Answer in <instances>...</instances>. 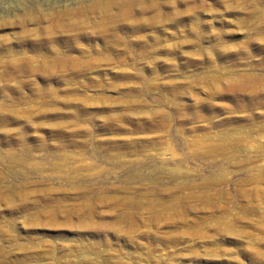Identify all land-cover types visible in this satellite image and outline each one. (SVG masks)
Listing matches in <instances>:
<instances>
[{
  "label": "rangeland",
  "instance_id": "374dc122",
  "mask_svg": "<svg viewBox=\"0 0 264 264\" xmlns=\"http://www.w3.org/2000/svg\"><path fill=\"white\" fill-rule=\"evenodd\" d=\"M78 1L0 0V264H264V0H149L55 51L7 23Z\"/></svg>",
  "mask_w": 264,
  "mask_h": 264
},
{
  "label": "bare ground",
  "instance_id": "6f19581e",
  "mask_svg": "<svg viewBox=\"0 0 264 264\" xmlns=\"http://www.w3.org/2000/svg\"><path fill=\"white\" fill-rule=\"evenodd\" d=\"M78 1V0H77ZM146 3H149V0H93L90 4L83 2L82 0H79L75 6H68V5H62L61 8H56V9H51L50 11H48V13H43L41 12L39 9L40 4L39 3H34L32 5V8H28V10H30L29 14H27L26 16H23L22 18L19 19H14L11 22H7L10 23L11 26L14 25H18L20 26L19 31L21 30V32H18L20 34H22L23 32L26 33V36H30V33H35V35L31 34L32 37L36 36L39 37V39H37V44L34 42L33 48H46L48 46L45 47V44L48 43V41H60L57 43L64 42H71V41H77V39H81L82 37L86 36L87 37V31H86V35H85V29L88 28V24L92 27L95 26V24H98L100 27H102L103 25V30H105L106 35H104L105 39H114V37H119V35L117 36V34L114 32L115 29L119 30L121 28H129L131 30H137V28L140 29V24L138 22L135 21V24H118L119 21L126 19L128 17H130L134 11H136V8H138L139 10L141 9V11H145L148 6H145ZM155 8V5H152ZM45 12V11H44ZM154 18V17H153ZM159 19V18H157ZM154 20V19H153ZM152 20V21H153ZM141 22V20H138ZM156 21V20H155ZM5 23V22H4ZM6 24V23H5ZM112 24V25H110ZM143 23L141 22V25ZM3 25V22H0V26ZM28 25H32L34 26L33 28H28L27 30H25V26ZM97 25V26H98ZM100 27H98L99 32H103ZM19 28V27H18ZM138 29V30H139ZM87 30V29H86ZM95 30V29H94ZM124 30V29H121ZM131 30L130 33L132 32ZM142 30V29H141ZM113 31V32H112ZM125 31V30H124ZM121 32L122 33L124 32ZM127 31V32H129ZM140 31V30H139ZM137 31V32H139ZM27 32H30L29 34H27ZM120 32V31H119ZM136 32V31H135ZM23 33V34H24ZM99 34V33H98ZM102 34V33H101ZM100 34V38L102 37ZM125 34V33H124ZM129 34V33H128ZM132 34V33H131ZM17 35V34H15ZM127 35V34H126ZM28 36V37H29ZM125 36V35H122ZM32 37L30 39H32ZM35 37V38H36ZM85 37V38H86ZM89 37V36H88ZM92 37V36H90ZM95 37V36H94ZM122 38V37H120ZM140 38V37H137ZM142 38V37H141ZM22 39V38H21ZM34 39V38H33ZM91 39V38H90ZM94 39V38H92ZM102 39V38H101ZM104 39V38H103ZM102 39V40H103ZM124 39V38H123ZM28 41L31 42V40L27 39ZM36 40V39H35ZM108 40V41H109ZM122 40V39H121ZM141 40V39H140ZM105 42V40H103ZM156 41V40H155ZM23 44H25L22 41ZM27 42V41H26ZM72 42V43H73ZM74 42V44H76ZM78 42V41H77ZM113 42V40H112ZM135 42V41H133ZM136 42H138L136 40ZM135 42V43H136ZM142 42V41H141ZM50 43V42H49ZM106 43V42H105ZM108 43V42H107ZM30 44V43H29ZM33 44V43H32ZM31 44V45H32ZM79 45V43H77ZM76 44V45H77ZM67 45V44H66ZM138 45V43H137ZM27 46V45H26ZM51 46V45H50ZM50 46H48L47 48L49 49ZM56 46V45H55ZM61 46V45H60ZM59 46V47H60ZM166 46V45H163ZM8 47V46H7ZM30 47V46H29ZM32 47V46H31ZM52 47V46H51ZM57 47V46H56ZM131 47V46H130ZM58 48V47H57ZM16 49V48H15ZM30 49V48H29ZM32 49V48H31ZM54 49V48H53ZM53 49H49L50 51ZM59 49V48H58ZM36 50V49H35ZM56 49H54L53 51H55ZM80 50V49H79ZM41 51V50H40ZM48 51V52H50ZM50 52V53H56L57 55V51L56 52ZM81 51V50H80ZM32 52V51H30ZM36 52V51H35ZM43 52V51H42ZM77 52V51H76ZM27 53V52H26ZM34 53V52H33ZM46 53V52H45ZM64 54V52H61ZM60 53V54H61ZM68 53V52H67ZM17 54V53H16ZM37 54V53H35ZM34 54V55H35ZM41 54V53H40ZM37 54V55H40ZM44 54V53H42ZM41 54V55H42ZM59 54V55H60ZM78 54V53H77ZM80 54V52H79ZM50 55V54H48ZM52 55V54H51ZM58 55V56H59ZM62 55V56H63ZM25 56V55H24ZM45 56V55H44ZM42 55V57H44ZM61 56V57H62ZM66 56V55H65ZM18 57V54H17ZM27 58V56H25ZM48 57V56H47ZM50 57V56H49ZM82 57V56H81ZM15 59L13 61L10 62H15L16 64H18V62H24L27 63L29 61H27V59ZM29 58V57H28ZM32 58V57H31ZM64 58V57H62ZM62 58H56L53 59V61L55 62H59V63H63ZM74 58V57H73ZM46 59V58H45ZM65 59V58H64ZM21 60V61H20ZM30 61L32 59H29ZM34 60V59H33ZM32 60V61H33ZM57 60V61H56ZM93 60V59H92ZM2 61V60H1ZM4 61V60H3ZM6 61V59H5ZM50 62L48 59L45 60ZM68 61V59L66 60ZM96 61V60H95ZM54 62V63H55ZM8 63V62H7ZM38 63V62H37ZM42 63V62H41ZM72 63V62H71ZM5 64V63H4ZM36 64V63H35ZM46 64V63H45ZM49 64V63H48ZM53 64V63H51ZM83 64V63H81ZM8 65V64H7ZM27 65V64H26ZM33 65V64H32ZM10 66V65H9ZM52 66V65H51ZM56 66V65H55ZM27 67V66H26ZM71 67V66H70ZM82 67V66H81ZM5 68V67H3ZM12 68V67H11ZM35 68V67H34ZM50 68V67H49ZM76 68V67H75ZM39 69V68H38ZM56 69V68H55ZM71 68H69L68 70H70ZM74 69V68H73ZM72 69V70H73ZM4 70V69H3ZM47 70V69H46ZM51 71V69H49ZM61 69H59L60 71ZM32 71V70H31ZM39 71V70H38ZM43 72V71H42ZM53 72V71H52ZM70 72V71H69ZM39 73V72H38ZM60 73V72H59ZM54 74V73H53ZM63 74V73H62ZM65 74V73H64ZM56 75V74H55ZM61 75V74H60ZM12 76V75H11ZM64 76V75H61ZM66 76V74H65ZM6 77V75H5ZM22 77V76H21ZM69 77V76H68ZM62 78V77H61ZM73 78V77H72ZM3 79V78H2ZM20 79V78H19ZM66 79V78H65ZM72 81V80H71Z\"/></svg>",
  "mask_w": 264,
  "mask_h": 264
}]
</instances>
